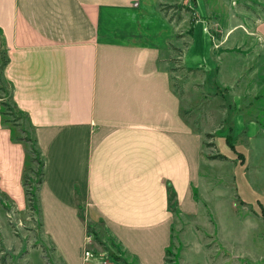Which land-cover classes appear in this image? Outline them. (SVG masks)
<instances>
[{
  "label": "crops",
  "instance_id": "obj_1",
  "mask_svg": "<svg viewBox=\"0 0 264 264\" xmlns=\"http://www.w3.org/2000/svg\"><path fill=\"white\" fill-rule=\"evenodd\" d=\"M254 33L264 50V18ZM175 36L158 0H0V77L41 156V229L64 255L84 245L81 209L136 264H164L172 210L200 212L213 178L170 82ZM12 136L0 117V196L20 208Z\"/></svg>",
  "mask_w": 264,
  "mask_h": 264
},
{
  "label": "rangeland",
  "instance_id": "obj_2",
  "mask_svg": "<svg viewBox=\"0 0 264 264\" xmlns=\"http://www.w3.org/2000/svg\"><path fill=\"white\" fill-rule=\"evenodd\" d=\"M158 4L176 25L170 82L184 118L202 135L206 162L201 169L213 178L205 184L199 215L172 210L164 264H264V50L254 33L264 18V0H158ZM185 53L189 62L193 58V67H186ZM3 60L0 47V68ZM8 96L9 87L0 77L1 119L14 136L31 140L27 121ZM24 144V188L33 196V206L29 209L21 202L17 208V202L0 196V264H68L67 258L77 264L79 239L64 255L41 229V203L34 190L41 156L31 141ZM217 154L224 158L210 157ZM82 211L80 218L91 238L87 248L100 260L84 264H121L114 256L136 264L100 221L89 220Z\"/></svg>",
  "mask_w": 264,
  "mask_h": 264
},
{
  "label": "trees",
  "instance_id": "obj_3",
  "mask_svg": "<svg viewBox=\"0 0 264 264\" xmlns=\"http://www.w3.org/2000/svg\"><path fill=\"white\" fill-rule=\"evenodd\" d=\"M164 16H166L165 14H164ZM5 63V60H3V62H2V65ZM9 97V96H8ZM9 100H10V97H9ZM11 104H12V107L16 110V108H15V106H14V104L11 102ZM1 105H3V104H1V102H0V106ZM16 111H18V110H16ZM19 112V111H18ZM22 113H20V115H21ZM23 115V114H22ZM2 116V112H1V110H0V117ZM23 117H24V119L26 120L27 118H26V115H23ZM1 124L4 126V127H8L9 129H10V131H11V133L13 134V131H12V129H11V127H9V126H7V124L1 119ZM12 140H14V141H19V142H23V143H25V142H32L33 144H34V142L32 141V139L30 140L27 136H24L23 138H20V137H18V136H12ZM35 145V144H34ZM29 152H32V153H34V151L35 150H33V148L32 147H29ZM36 153V152H35ZM212 159H215V158H218V159H222V158H224L222 155H219V154H217V156H210ZM41 169H42V162H41ZM24 172H23V174H22V187H23V189H24V196H25V199H26V204H27V207L29 208V209H32V199H33V196L30 194V192H28V190H26L25 188H24V186H25V180H24ZM41 178H42V170H41V172H40V179H38L37 180V182H36V188L34 189V190H37V186L39 185V183L41 182ZM88 231H87V229H86V233H87ZM115 261H117V262H119V263H121V264H126V262H125V260L123 259V258H121V257H119V256H114V258H113Z\"/></svg>",
  "mask_w": 264,
  "mask_h": 264
},
{
  "label": "built area",
  "instance_id": "obj_4",
  "mask_svg": "<svg viewBox=\"0 0 264 264\" xmlns=\"http://www.w3.org/2000/svg\"><path fill=\"white\" fill-rule=\"evenodd\" d=\"M91 238H90V235L88 233L85 234L84 236V245L81 249V259L82 261H99L100 260L98 258H96L95 256H93V254L91 253V251L87 248V245L89 242H90Z\"/></svg>",
  "mask_w": 264,
  "mask_h": 264
}]
</instances>
